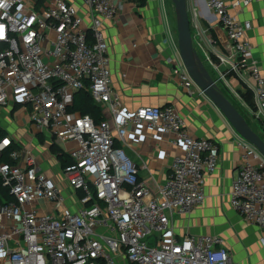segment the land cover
<instances>
[{
  "label": "built area",
  "instance_id": "built-area-1",
  "mask_svg": "<svg viewBox=\"0 0 264 264\" xmlns=\"http://www.w3.org/2000/svg\"><path fill=\"white\" fill-rule=\"evenodd\" d=\"M264 0H205L226 43L221 52L197 11H189L194 47L229 91L226 75L247 72L255 84L253 106L240 101L255 122L264 123V70L253 59L247 34L250 21L229 13ZM90 16L87 27L70 0H0V106L22 103L31 125L57 144H72L63 178L78 198L71 212L66 198L29 154L0 141V181L12 200L0 203L2 264H236L216 236L178 240L172 218L189 215L204 199V179L219 163L216 141L196 139L171 107L126 110L111 87L105 21L117 17V0H78ZM38 3V4H37ZM208 29V30H207ZM178 55V53H177ZM200 56V55H199ZM173 75L188 93L204 95L191 81L179 58ZM240 77V76H239ZM87 91L105 117L95 124L89 115L70 112L74 95ZM239 99V98H238ZM129 127L168 137L174 156L170 174L152 193L139 179L127 153ZM239 137V136H238ZM240 139L243 151L230 191V207L261 231L264 249V158ZM119 141V142H118ZM21 158V159H20ZM43 203L49 214L39 213Z\"/></svg>",
  "mask_w": 264,
  "mask_h": 264
},
{
  "label": "crops",
  "instance_id": "crops-1",
  "mask_svg": "<svg viewBox=\"0 0 264 264\" xmlns=\"http://www.w3.org/2000/svg\"><path fill=\"white\" fill-rule=\"evenodd\" d=\"M23 1L30 8L35 0ZM117 1L121 9L117 17L104 22L103 32L108 45L111 87L121 105L128 111L141 107H171L183 118L191 137L213 140L219 146L218 167L204 179L203 203L189 215L172 218L175 237L181 240L189 236H216L222 239L223 247L234 263L264 264L260 229L246 223L230 207L231 185L243 153L240 139L209 99L196 91L188 93L179 78L173 75L179 58L177 33L164 0ZM224 1L229 4L234 0ZM70 2L87 27L88 12L78 0ZM188 9L198 12L201 27L211 29L207 30L217 41L215 50L221 52L226 38L205 0H188ZM229 13L241 21L251 22L252 29L247 38L253 47L254 61L264 70V1L251 3L243 9L229 7ZM198 52L202 57L201 51ZM226 79L236 93L248 95L253 100L251 89L255 84L247 72L229 73ZM0 131L4 134L0 141L13 140L12 147L21 158L25 154L31 155L36 165L61 188L67 208L76 212L81 195L73 192L64 181L60 161V157H68L67 150L73 145L57 144L47 132L37 131L30 123L28 108L22 103L0 106ZM129 134L126 151L139 170L140 181L156 193L170 174L172 160L180 151L168 145L167 136L145 128L138 133L134 127H129ZM37 209L43 214L52 212L49 203H43ZM117 264L128 262L121 257Z\"/></svg>",
  "mask_w": 264,
  "mask_h": 264
},
{
  "label": "water",
  "instance_id": "water-1",
  "mask_svg": "<svg viewBox=\"0 0 264 264\" xmlns=\"http://www.w3.org/2000/svg\"><path fill=\"white\" fill-rule=\"evenodd\" d=\"M175 12L177 53L187 75L194 85L209 99L225 121L242 140L251 144L264 158V139L257 134L217 86L197 53L190 28L188 0H171Z\"/></svg>",
  "mask_w": 264,
  "mask_h": 264
},
{
  "label": "trees",
  "instance_id": "trees-1",
  "mask_svg": "<svg viewBox=\"0 0 264 264\" xmlns=\"http://www.w3.org/2000/svg\"><path fill=\"white\" fill-rule=\"evenodd\" d=\"M140 1H143V0H140ZM38 4V3H37ZM225 92L229 95L228 91H226V89H224ZM224 93V92H223ZM225 94V93H224ZM227 94H225V96L231 101V103L234 105V107L238 110V112L243 116V118L246 120V122L248 123V125L253 129V127L251 126L250 122H249V118L247 115H245L246 111L243 109V107H238L236 106V104L233 102V98H229L227 96ZM243 99H245L244 101L249 103L250 105L248 106H253V103H252V99L250 98V96L248 95H244V96H241ZM242 109L244 111H242ZM70 112H75V113H78V114H81V115H89L92 120L94 121L95 124H100L102 121L105 120V117L102 113V110L101 108L94 104L90 94L85 91V90H82L78 93H76L74 95V99H73V105L71 107V109H69ZM256 126H257V129L259 132H256V130H254L256 133H258L262 139H264V123L261 121V122H256ZM4 135L2 131H0V138L1 136ZM12 150H16L14 147H11L10 149H8L6 151V153L3 155L2 157V160H5L9 163H12L8 160L7 158V155L10 151ZM60 161H61V166L64 167L68 164H70V160L68 157H65L62 156L60 157ZM12 198L11 196L8 194L7 190L5 188L2 187L1 185V181H0V203H6V202H9L11 201Z\"/></svg>",
  "mask_w": 264,
  "mask_h": 264
},
{
  "label": "rangeland",
  "instance_id": "rangeland-1",
  "mask_svg": "<svg viewBox=\"0 0 264 264\" xmlns=\"http://www.w3.org/2000/svg\"><path fill=\"white\" fill-rule=\"evenodd\" d=\"M164 4H165V6H166V8H167V11H168V9H169L170 15L172 16L173 20L175 21L174 6H173L171 0H164ZM202 62H203V60H202ZM203 64H204L205 68L208 70V72L210 73V75L212 76V78H214V79L218 82V83H217V86L219 87V89H220L222 92H224L225 94H227V93L225 92L224 88H223V86L225 85L224 82L218 80V78H219L218 74H217L214 70H211V69H210V66L208 67V65H206V63L203 62ZM225 87H226V86H225ZM227 96H228L229 98H233V99H231V100H233V102H234V103L236 104V106H238V107H240V105H241V104H240V101H241V100H242V101L245 100V99H243V98L241 97L240 94L236 93L235 91L232 92L231 90H229V95L227 94ZM238 98H239V99H238ZM240 99H241V100H240ZM252 101H253V100H252ZM244 102H245V101H244ZM245 103H246L247 105H250V104L247 103V102H245ZM252 103H253V102H252ZM241 107H243V106L241 105ZM250 107H252V106H250ZM243 109H244V108H243ZM243 109H242V111H244ZM245 115L248 116V118H249V122H250L251 126L253 127V129L256 130V132H259L258 129H257V126H256V122H255L252 118H250L249 115H248L247 113H245ZM257 134H258V133H257Z\"/></svg>",
  "mask_w": 264,
  "mask_h": 264
}]
</instances>
